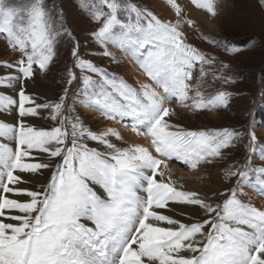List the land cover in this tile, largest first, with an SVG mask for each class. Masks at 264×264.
I'll use <instances>...</instances> for the list:
<instances>
[{
  "label": "rangeland",
  "instance_id": "374dc122",
  "mask_svg": "<svg viewBox=\"0 0 264 264\" xmlns=\"http://www.w3.org/2000/svg\"><path fill=\"white\" fill-rule=\"evenodd\" d=\"M152 1L0 0V63L9 66L18 61L24 66L20 72L30 68L36 78L55 93L52 99L32 93L36 98L33 109L28 108L27 91L18 93V113L22 116L27 107L34 121L25 129L29 133L23 131V124H19L15 133L20 138L19 147L1 188L0 211L30 209L28 215L16 219L21 228L34 224L31 217L39 214L34 209H39L45 195L52 198L53 183L59 189L61 177L67 181L73 170L76 175L72 179L83 180L88 162L102 161L127 200L133 201L135 197L125 191L123 184L147 190L143 215L137 216L140 218L131 238L138 240L137 232L147 219L165 221L176 224L168 235L163 238L160 235V241L154 243L166 247L161 253L165 258L174 259L173 252L192 248L191 243L186 244L188 240L182 239L192 233L201 237L194 255L181 256L183 264L197 261L217 264L220 259L227 262V256H232L228 250L237 244L226 242L227 214L233 211L259 223L264 219V0H188L193 10L207 13L209 25L202 24L191 12H185L174 0ZM159 3L171 10L174 17L157 8ZM5 23L7 32L2 34ZM11 25L16 28L15 32L8 31ZM241 40L247 44L242 45ZM125 46L130 47V53ZM130 65L139 66L149 86L136 84V79L129 78ZM164 81L169 82L165 87L161 83ZM115 82L122 88L115 93L125 103L112 101L116 95L112 89ZM171 86L176 94L168 101L173 105L178 103L173 109L167 104L164 106L159 93L164 94ZM0 97L5 96L0 92ZM85 101L100 105L96 116L86 112ZM167 118L173 123L168 124ZM161 119L164 122L158 123ZM115 122L133 124L135 133L138 127L149 130L165 143L163 147L153 144L156 151L153 156L140 157L143 168L131 170V175L138 172L134 177L142 183L130 177L126 179L125 171H130L127 159L134 157L130 153L133 150L127 151L132 146L129 140L132 127L127 126L128 130L124 129L122 135L110 137L108 123ZM8 125L0 118V129ZM30 134L37 136L31 141L35 150L46 156L44 162L49 178L39 198L30 196L26 201L15 203L16 200L7 197L15 171L22 165L43 161L34 153L25 155L20 146V142L23 146L27 143ZM48 141H54V147L49 146ZM137 152L146 153L142 149ZM48 159H56L54 165L47 162ZM121 160L126 164L119 163ZM148 161H153L155 166L151 168L156 173L167 166L172 171L167 177L170 181L172 177L174 181L186 182L199 173L206 180L218 176L224 180L230 178L231 182L220 190V201L214 205L204 198L199 199L206 208L210 204L209 213L201 221L184 223L170 215H159L158 212H165L156 206L154 199L164 197L166 202L162 205L165 207L171 200L178 199L179 190L175 186V190L165 193L162 184L161 188L157 187L155 175L148 176ZM121 175L126 178L121 180ZM173 184L164 185L170 188ZM134 204L137 205L135 201ZM120 206L131 207L132 203L123 202ZM12 215L7 214L13 218ZM6 223L0 224V230L7 227ZM258 236L241 235L245 241H252L247 246L243 244L241 249H248V256L254 252L252 258H245L246 264L247 261L248 264H264V231ZM166 237L169 239L165 240ZM106 239L105 251L113 243L115 248L121 249L116 252L120 256L117 264L126 259L139 264L150 263L140 260L135 249L123 251L131 240L119 246L115 238H110L111 242ZM100 253L99 258L103 259L105 255Z\"/></svg>",
  "mask_w": 264,
  "mask_h": 264
},
{
  "label": "bare ground",
  "instance_id": "6f19581e",
  "mask_svg": "<svg viewBox=\"0 0 264 264\" xmlns=\"http://www.w3.org/2000/svg\"><path fill=\"white\" fill-rule=\"evenodd\" d=\"M174 1L177 2L180 5V7H183L185 12H189V13L191 12L192 16L194 18L200 20V22L202 24L209 25L210 19L207 17V13L204 14V12H202V11L193 10L191 5L188 3V0H174ZM152 2L154 3L155 1L153 0ZM157 8L162 10L163 13L166 14L167 16L174 17L173 12H171V10L166 8V6L164 4H162V3L157 4ZM8 65L9 66H6L5 64L0 63V77H1V79H0V82H1L0 90L1 91L0 92L2 94H4V96H5V97H0V118L3 120H6L9 124L8 126H6V128L5 127L1 128L4 130L5 134L0 136V142L2 145V149H0V161H1V164H0V193H1L2 185H3L4 180H5V175L10 170V168L13 164V161H14L13 157L15 156V154L17 152L16 149L19 147L18 145H19V139L20 138L16 135L17 134L16 133L17 128H18L19 124H21V125L23 124L24 125L23 131H25L26 127L32 126V123L34 121V119L32 118V114L30 113L31 112L30 109H33V105H35L34 99H36V98H34L32 96V93L37 92V93H40L41 95H44L50 99H52L55 95V93H53L50 89H48L45 84L41 83L36 78V76L30 70V68H27L23 72H20V70H21L20 68H22L24 66H23V64L19 63L18 61L13 62L12 64H8ZM129 68H130V74H129L130 77L129 78L136 79L138 81V83H136V84H140L142 86L143 85L149 86V82L147 81V79L144 76L142 77V74L139 72L138 66L130 65ZM161 83L165 87V86H167V84L169 82L164 81ZM148 89H149V87H148ZM24 90H26L27 94H28V108H30V109H28L27 107H24L25 109H23V110H25V111H24L23 115L21 116V114L18 113V111L20 109V107H19V105H20L19 100L20 99L18 98V96H19L18 93L21 91H24ZM159 93L161 94V96H160L161 102H163L165 104L164 106H166V104H167V106L169 108L173 109V107H175L174 105L178 104L177 102H175V104L173 105L168 101L175 96V93L171 89L166 90L164 94H162L161 91ZM170 96H172V97H170ZM6 99H10V101H12V102L9 103ZM182 101H183V99H182ZM85 105H86L85 109H86V112L88 114H90L92 116L97 115V111L94 108V106H92L89 103H86ZM180 110H182V112H183V109L180 108ZM40 121L42 122V120H40ZM167 123L172 124L173 123L172 119H168ZM33 125L36 126L35 124H33ZM108 126H110V130H111V131H107L109 133L108 135L110 137L111 136L113 137L114 135H116L118 133H120L121 135L124 134V129L128 130V128H126V127L129 125H121V123L115 122V123H108ZM26 133H29V132H26ZM36 137L37 136L31 135V134L28 135V137L26 138L27 143H25V145L23 146L24 143L22 144L20 142V146L23 148L25 155L29 156L28 154L31 155L32 153H34L35 155H37L38 160H43V161L39 162V164H36V165H33V164H28L27 166L22 165L18 170L15 171L14 176L10 182L11 191H9V193L7 195L8 198L16 200L15 203L26 201L29 198H31L30 196H32L34 198H39V195H41V193L43 192V186L46 184V182L49 178V174H46L49 169L45 168V162H44V159L46 158V156L43 155L42 151L35 150V148L33 147V144H31V141H34ZM129 137L131 138V139L129 138V140H132V141H130L132 146H130L127 151L133 150V152H130V153H132L134 157L127 159V161L129 162L128 165L130 167L129 168L130 171L129 170L125 171L128 173L126 176L127 178L124 177L123 175H121L120 178H121V180L126 178L128 181V177H130V180L132 179L133 181H137L139 183L140 182L142 183V180H138V179H136V177H134V175L130 174L131 170H135V169L141 170V167L143 166V161L140 159V157L147 156L145 154L153 156L154 152H156L153 150V147H152L153 144L156 143V144H159V146L163 147V146H165V143L159 137L154 136V135H149L148 131L145 129L140 130L138 133H135V131L131 130ZM24 139H25V137L21 140H24ZM56 141H57V139H56ZM48 144H49V146L54 147L53 146L54 141L53 142L48 141ZM124 146L122 145V147H124ZM98 148L100 150H104V148H102L100 146H98ZM137 149L138 150L142 149V150L146 151V153H144V154L142 153L143 155H141V153L137 152ZM104 151H106V150H104ZM22 157H24V156L22 155ZM27 159H29V158H27ZM30 159L33 160V158H30ZM125 160H126V157H125ZM55 161H56V159H53V160L48 159L47 162L52 163L54 165ZM120 162H121V164H126L125 163L126 161L121 160V161H119V163ZM148 164H150L147 166L148 167V176L155 175L157 187L161 188L160 184H162L163 185V191L165 193L168 192V190H175V186L179 190L178 194H176V197L178 199L175 200L174 202H172V200H171V203H169L165 207L162 205V203L166 202L165 201L166 199H164V197H161V198L156 197L154 199L155 200L154 202H156V206L160 210L165 212V213L158 212L159 215L160 216L170 215V217H173V218L178 219L180 221H184V223L186 221L188 223H191L193 221H201L202 217L209 213L208 209L210 207V204L206 205L207 206V208H206L204 204H203L204 205L203 206L201 202H198L199 199L204 198L208 201V203L211 202L214 205L216 202L220 201V196H219L221 194V193H219L220 190L226 188L228 186V184L231 182L230 178H227L226 180H224L223 178H219L218 176H213V178L206 180V178L204 176L200 175L199 173L195 174L194 176L192 175L193 179H190L186 182L174 181L172 179V177H170V179H171V181H170L168 179L169 178V172H172V171H170V169L167 166H162L161 169H159V173H154V170H152V168H151V166H155L153 161H148ZM136 165H139V166H136ZM4 166H6V169L4 168ZM135 167H137V168H135ZM109 169H110V167H109ZM40 174H42V175H40ZM124 174H126V173H124ZM192 176H191V178H192ZM144 177H142V178H144ZM147 178L146 179L144 178V179L147 181L148 180ZM195 178L198 179V181L195 180ZM130 180H129V182H130ZM115 182L117 183L116 180H115ZM167 182L170 184L174 183L175 185L174 184L170 185V188H168L167 186L164 185ZM153 184H154V182H153ZM123 188L125 189V191L128 194L135 197V199L132 201V206L131 207L129 206L126 208H134L135 211L133 213H131V219L127 223L128 232L126 233L124 239L123 240H117L116 239L119 246H124L126 244V242L129 240L126 238L130 237L133 230L135 229V226L137 225L139 218L143 215L145 203L147 200V195H146L147 190L146 189L134 188L129 183L123 184ZM134 201L137 204V205L134 204L135 206L133 205ZM166 207H169V209L168 208L166 209ZM203 207L205 210L203 209ZM21 210H22V208H21ZM30 211H31L30 209H28L26 212H23V211H20V212L12 211L11 212L8 210H3L4 216H5L3 223L6 221L7 223L10 222L13 225H17L18 223H20V221L18 218L16 219V217H19L21 215H28V212H30ZM8 213L14 214V215H12L14 217H13V219H11V221H9L7 219ZM241 215L239 213L236 214V212L232 211V212L228 213L226 216V220H227L226 225H225L226 226V237H227L226 242L228 244H230L232 241V243H234V244L237 243V244H235V248L228 250L230 252L229 254H232V256L230 255L231 258L228 255L227 257L230 259L227 258V262L220 261L221 260L220 259L219 261L217 260L218 261V263L216 262L217 264H244V262L246 264L245 258L246 259L252 258V255L254 252L250 253V255L248 256L247 255L248 252L246 251L248 249H241V247H244L243 244H246V246H247L252 241H245L246 239L241 238V235L244 236V235H246V233H248L249 237L253 236V238H255L256 236L260 235L258 232L259 229H258V227L256 229H254L255 225H252L251 229H250V227H249L250 224H248L247 221L244 220ZM137 216H140V217L137 218ZM175 225L176 224L168 223L165 221L158 222L152 218L147 219L145 221V225L142 227V229L140 231V235L138 237V240L136 239L137 241H139L141 238H143V244L141 245V247L138 249H135L136 254H137L136 256L138 258H140V260L150 262L149 264H183V262L181 261L182 259H180L181 256H183L184 254L194 255V252L197 250L196 249V243L199 242V239L201 237L200 234L189 233L186 236H184L182 239L185 241L188 240V241H186L187 242L186 244L191 243L192 248L187 249V251H184V252L180 251V249L178 251L179 253L173 252L174 259H172V257L170 258V256H168V258H165V256H163V254H161L162 250L166 247H161V244H158V245L154 244L156 242H159L161 237L163 238L164 236L168 235V231L171 232L172 228ZM160 235H161V237H160ZM166 238L167 239H165V240L169 239V237H166ZM165 240L163 239V241H165ZM223 241H224V239H223ZM109 242H111L110 238H109ZM115 247H116V245H115V243H113L109 246L108 251H105L103 249L104 250L103 254L105 255L107 264H117L118 263L120 256H119V254L117 255L116 252H113V249ZM224 247H229V246H224ZM169 251H170V249H169ZM234 252H236V254H234ZM225 253L226 252H224V254ZM171 255H172V253H171ZM142 257H147V259H141ZM176 257H178L177 260H175ZM124 259H126V257ZM122 264H139V263L131 262L130 259H126V262H123ZM247 264H248V261H247Z\"/></svg>",
  "mask_w": 264,
  "mask_h": 264
},
{
  "label": "snow or ice",
  "instance_id": "6c2138e0",
  "mask_svg": "<svg viewBox=\"0 0 264 264\" xmlns=\"http://www.w3.org/2000/svg\"><path fill=\"white\" fill-rule=\"evenodd\" d=\"M4 134L0 129V136ZM83 174V180L72 179L75 170L67 181L62 176L59 189L53 183L52 198L45 195L39 209H34L39 211L31 217L34 224L21 228L20 224L9 222L0 230V264H107L98 254L107 243L106 237L123 240L135 209L120 206L132 201L117 187L104 162L89 161ZM4 219L0 211V224ZM128 239L131 243L123 251L131 252L143 244V238ZM120 251L119 247L113 249V252Z\"/></svg>",
  "mask_w": 264,
  "mask_h": 264
},
{
  "label": "trees",
  "instance_id": "16d2710c",
  "mask_svg": "<svg viewBox=\"0 0 264 264\" xmlns=\"http://www.w3.org/2000/svg\"><path fill=\"white\" fill-rule=\"evenodd\" d=\"M244 40H245V39H244ZM240 43H241L242 45L247 44L245 41L242 42V40L240 41Z\"/></svg>",
  "mask_w": 264,
  "mask_h": 264
}]
</instances>
